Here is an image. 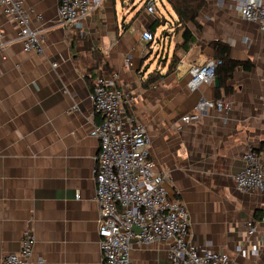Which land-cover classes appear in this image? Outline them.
<instances>
[{
  "label": "crops",
  "instance_id": "crops-1",
  "mask_svg": "<svg viewBox=\"0 0 264 264\" xmlns=\"http://www.w3.org/2000/svg\"><path fill=\"white\" fill-rule=\"evenodd\" d=\"M23 1L43 54L23 50L17 24L0 7V264L20 251L26 229L35 238L34 259L102 264L94 178L99 142L91 136L102 116L91 91L99 74L112 72L132 99L128 113L151 137L152 158L168 173L170 198L189 212L193 243L237 264H264L262 234L249 236L247 228L264 212V192H239L233 181L245 168V153L264 148L259 26L245 21L231 0H206L201 28L189 25L194 41L185 50L167 0H157L154 15L144 0H104L80 31L59 22V0ZM147 30L153 42L142 38ZM213 41L228 44L231 58L251 69L233 72L230 92L214 82L190 91L189 69L214 59ZM203 98L225 99L228 109L184 123ZM170 247L134 244L132 264H170Z\"/></svg>",
  "mask_w": 264,
  "mask_h": 264
},
{
  "label": "built area",
  "instance_id": "built-area-1",
  "mask_svg": "<svg viewBox=\"0 0 264 264\" xmlns=\"http://www.w3.org/2000/svg\"><path fill=\"white\" fill-rule=\"evenodd\" d=\"M104 0H59V22L80 31L83 22ZM242 18L259 26L264 34V0H231ZM147 12L154 15L157 0H144ZM3 12L18 27V40L25 52L43 54L41 33L31 26L33 13L23 0H0ZM41 20V16H36ZM142 38L154 41L150 31ZM126 62H130L127 58ZM219 62L209 59L189 69L190 91L213 83ZM54 66H57L54 64ZM119 74H99L93 81L91 99L94 112L102 116L91 136L98 139L94 178L99 208L98 235L102 264H132L134 244L150 246L170 242V264H237L222 251L193 243L189 212L178 198H170L166 182L168 173L157 166L151 155L152 140L145 127L128 113L131 97L118 87ZM225 112V99H201L194 112L185 115L186 124L198 122L204 111ZM76 111L77 108L75 107ZM245 168L233 177L242 193L264 192V152L249 149L244 157ZM79 197V196H78ZM248 235L260 232L264 242V212L258 221L247 223ZM35 238L26 229L19 252L7 255L2 264H45L34 259Z\"/></svg>",
  "mask_w": 264,
  "mask_h": 264
},
{
  "label": "trees",
  "instance_id": "trees-1",
  "mask_svg": "<svg viewBox=\"0 0 264 264\" xmlns=\"http://www.w3.org/2000/svg\"><path fill=\"white\" fill-rule=\"evenodd\" d=\"M167 2L171 5L177 17V26H180L183 30V42L180 47L186 50L188 49V44L194 41L189 25L196 26L198 29L201 28L198 17L206 0H167ZM158 27L159 22H154L150 30L155 33ZM208 45L214 50V59L219 62L215 75L219 79L220 87H224L227 92H230L228 81L232 78L233 72L239 67L250 70L251 64L250 62L232 59L230 56L231 48L228 44L221 41H213L209 42ZM174 62L175 61H173V63ZM257 150L264 152L263 145Z\"/></svg>",
  "mask_w": 264,
  "mask_h": 264
},
{
  "label": "water",
  "instance_id": "water-1",
  "mask_svg": "<svg viewBox=\"0 0 264 264\" xmlns=\"http://www.w3.org/2000/svg\"><path fill=\"white\" fill-rule=\"evenodd\" d=\"M214 84L216 88H220L219 79L217 77L214 79Z\"/></svg>",
  "mask_w": 264,
  "mask_h": 264
},
{
  "label": "rangeland",
  "instance_id": "rangeland-1",
  "mask_svg": "<svg viewBox=\"0 0 264 264\" xmlns=\"http://www.w3.org/2000/svg\"><path fill=\"white\" fill-rule=\"evenodd\" d=\"M168 11H169V13L170 14H172V11H171V9H168ZM165 15H166V18H168L169 16H168V14L165 12ZM165 32H167L166 30H165ZM159 38L161 37V32L159 33Z\"/></svg>",
  "mask_w": 264,
  "mask_h": 264
}]
</instances>
